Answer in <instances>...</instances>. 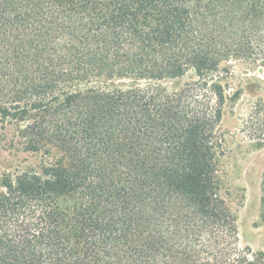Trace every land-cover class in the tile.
Listing matches in <instances>:
<instances>
[{
	"label": "trees",
	"instance_id": "obj_1",
	"mask_svg": "<svg viewBox=\"0 0 264 264\" xmlns=\"http://www.w3.org/2000/svg\"><path fill=\"white\" fill-rule=\"evenodd\" d=\"M232 63L264 0H0V120L56 156L0 174V264H264L216 180Z\"/></svg>",
	"mask_w": 264,
	"mask_h": 264
},
{
	"label": "rangeland",
	"instance_id": "obj_2",
	"mask_svg": "<svg viewBox=\"0 0 264 264\" xmlns=\"http://www.w3.org/2000/svg\"><path fill=\"white\" fill-rule=\"evenodd\" d=\"M225 81L227 94L240 91L237 101H227L219 126L221 152L216 180L219 194L236 217L240 240L264 254V222L261 212L264 177V64L232 63ZM168 81L174 90L191 79ZM23 125L0 120V174L36 171L54 161L55 154L30 152L21 134ZM56 157V156H55Z\"/></svg>",
	"mask_w": 264,
	"mask_h": 264
}]
</instances>
